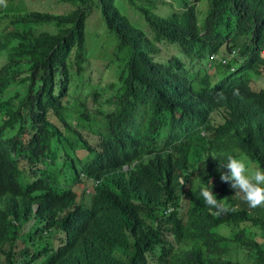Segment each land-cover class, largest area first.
I'll return each mask as SVG.
<instances>
[{"label":"trees","instance_id":"obj_1","mask_svg":"<svg viewBox=\"0 0 264 264\" xmlns=\"http://www.w3.org/2000/svg\"><path fill=\"white\" fill-rule=\"evenodd\" d=\"M65 1L74 3V10L67 14L48 15L43 19L40 13L28 12L16 6L5 9L7 15L0 17V20L5 17L10 19L9 24L13 25L10 32L12 34L0 45V55L7 59L0 72V91H5L4 87L12 80L14 73L20 74L24 71H31L38 87L43 88L42 115L37 126L39 134L27 138L28 142L17 140L10 151L1 144L0 170H19L20 159L25 165L29 163L37 166L39 163H46L48 159H52L54 164L58 157L71 158L79 146V141L74 133L66 134L65 129L76 131L70 122L77 116H87L86 106L88 107L91 96L87 100L79 98L80 100H75L70 105H66L64 99L68 96L72 80L76 85L91 88L98 84L101 91H95V102L99 101V97H105L110 104L120 102L122 105L123 110L117 122L125 132L118 135V138L131 137L129 131H139L143 126L147 134L151 130L150 125L159 124L160 137L169 140L165 151H157L160 155L148 164L138 165L137 172L134 173L144 186L159 190L150 193L159 194L160 201L142 207V211H147V216L154 219L159 215L161 192H171L182 187L178 182L181 174L186 175L189 183L193 182L189 170L184 168L186 161L183 159L193 153L191 144L184 139L191 129L188 125L192 124L187 121L193 119L185 117L178 110L168 112L164 105L152 102L165 92V69L172 64L171 61H162L159 44H178L183 52L190 54L214 37L228 35L237 38L257 25L256 42L264 45V0H173L172 5L180 7L167 16L157 11V0H140L141 3L139 0H129L130 3L138 5L137 9L149 22L153 36L143 28L133 25L117 9L116 0H98L96 4V0ZM146 1L151 4H146ZM200 2H205L202 14ZM94 5L100 9L108 30L115 32L117 37L112 60H116L118 70L112 67L115 63L106 58L103 49L88 51L86 22ZM43 21L49 27L56 24L59 27L58 32L36 33L35 25ZM21 25L24 26L23 32L19 29ZM90 63L97 64V70L108 69L114 81L101 88V84L107 80L98 78L95 81V76L91 77L90 72H86ZM240 74L242 79L249 82L257 79L264 75L263 61L256 56L253 65ZM137 98H144L137 105H149L141 114L143 122L129 116L130 107L136 104L132 101ZM257 100L256 113H264V95H257ZM227 101L233 105L236 103L235 98H227ZM2 110L5 126H14L15 111L9 101L2 103ZM195 110H199L196 105ZM226 130L235 140L225 139V147H239L248 163L254 161L260 169H264V116L255 118L254 128L245 134H241L239 127L233 122L226 126ZM194 136L199 137V132ZM147 137L150 143L158 142L157 137ZM142 141L146 143L145 138ZM116 144L117 141L111 138L104 148L106 150ZM67 163L73 164L70 159ZM90 169L91 164L86 165L87 173ZM31 172L34 174L32 179L23 178L17 185L9 187V190L0 186V264H62L66 252L85 247L84 244L90 242L98 245L96 231L101 226L109 225L111 220L71 228L70 222H64L67 217H62L61 214L70 206H76L77 194L62 183L54 181L53 173L49 175L46 170L41 169H32ZM101 175L105 177L107 185L116 182L113 174L102 172ZM127 176L134 179L131 171L127 172ZM138 180L136 183H139ZM101 185L107 186L104 182ZM229 186L230 182H226L223 185V194L216 196L219 202H222L223 195L230 192ZM33 196L42 205L36 221L24 232L23 225L32 219ZM222 203L228 210L217 214V209L207 206L203 198L195 196L189 202L186 212L180 210L173 216L176 222L180 217L194 222L196 237L192 245L202 253L208 251V258H201L200 264H244L238 259L228 257L234 244L246 249L253 264H264V214L262 218L258 213L262 207L255 208V213H250L246 209L242 211L236 206ZM98 213L109 216L108 213ZM137 213V210L133 212V218L138 217ZM127 215L129 214L122 213L113 224L127 225ZM249 221L261 228V233H256L252 238L248 237L249 228L242 226ZM133 231L138 235L137 240L132 241L125 234H121L119 242L111 246L113 250L118 248L120 256L128 258L105 257L95 263L85 258L75 264H151L150 256L157 258V247L155 242L148 243L145 240L156 239L157 228L141 217L138 227L134 225ZM62 234H66L65 244L56 247L55 242ZM98 239L107 243L114 237L106 235ZM166 260L167 256L156 259L158 264H167Z\"/></svg>","mask_w":264,"mask_h":264},{"label":"clouds","instance_id":"obj_2","mask_svg":"<svg viewBox=\"0 0 264 264\" xmlns=\"http://www.w3.org/2000/svg\"><path fill=\"white\" fill-rule=\"evenodd\" d=\"M60 1L71 4L73 8L64 13L50 9L28 12L40 13L39 15L44 19L48 15H62L74 10L73 2ZM138 2L141 3L140 0ZM165 2V4L172 5L173 0ZM96 3L98 0L94 4ZM146 4H151V2L146 1ZM132 5L138 7V5ZM11 7H16L15 0H0V17L7 15L5 9ZM95 8L94 5L91 13ZM170 8L172 13L175 9ZM137 14L135 18L131 16L134 21L127 15L126 18L133 25L143 28L150 36H153L149 22L139 10ZM0 21H2L0 23L1 45V42L12 34L10 32L13 30V25L9 24L10 19L6 17ZM144 21L147 24H144ZM45 25L48 29L38 30ZM35 26L36 33L45 31L57 33L59 30L56 24L49 27L44 21ZM256 28L257 25H254L248 33L241 34L237 38L228 35L222 38L214 37L190 54L183 52L178 44H159L162 61L164 63L171 61L172 64L165 69L167 80L165 92L154 98L152 102L156 105H164L168 108V112L178 110L185 117L193 119L187 121L192 124L188 125L191 129L184 138L191 144L193 153L183 158L186 161L184 168L189 170L193 182L189 183L186 175L181 174L178 182L182 187H177L171 192L162 193L160 191L162 201L159 205V215L154 219L149 218L147 211H142V207L151 202L160 201L159 194L150 193L159 190L144 186L143 182L134 176V173L137 172L138 165L148 164L160 155L157 151H165L169 140L166 137H160L159 124L150 125L151 130L147 134L143 126L139 131H129L132 134L131 137L118 138V135L125 132L117 122L123 110L120 102L110 104L105 97H99V101L95 102V91L99 89L97 82V86L94 85L91 88L86 85H76L72 80L68 96L64 99L66 105L80 100L79 98L87 100L91 96V101L88 107L86 106L87 116H77L70 122L76 131L65 129L66 134H75L79 141L77 150L71 158H68L73 164L68 165L66 156L62 159L58 157L54 164L52 159H48L46 163H39L37 166L29 163L25 165L20 159L19 170L14 168L6 171L0 170V186L6 190L17 185L23 178L32 179L34 176L32 169L34 171L46 170L49 175L53 173L54 181L62 183L72 192L74 191L78 197L76 206H70L61 214L62 217H67L64 222H70L71 228L111 220L109 225L101 226L100 230L96 231L98 245L90 242L84 244L87 248L80 247L66 252L62 264H75L85 258L94 263L105 257L128 258L120 256L118 248L113 250L111 246L119 242L121 234H125L132 241L137 240L138 235L133 228L134 225L138 227L141 217L157 228V238L145 241L156 243L158 259L167 256L165 262L167 264H200L201 258H208V251L202 253L192 245L196 237L194 222L182 217L178 222L173 220V216L178 211L186 212L189 202L195 196L203 198L207 206L217 209V214L228 210L222 203L224 202L242 211L246 209L250 213H255V208L262 207V210L256 211L263 218L264 169H260L254 161L248 163L247 157L241 154L239 147H233V149L225 147L227 143L225 139H234L227 134L226 126L233 122L239 127L241 134H245L254 128L255 118L264 116V113L257 114L255 111L258 105L257 95H264V75L249 82L242 79L240 74L253 65L256 56L263 61L264 66V45H258L256 42L258 39ZM19 29L23 32L24 26L21 25ZM6 63L7 59L0 55V72ZM223 73L224 76L221 77ZM107 74L109 77L112 76L109 70ZM112 81L114 77L111 81L103 82L101 88ZM38 86L31 71H24L20 74L14 73L12 80L4 87L5 91H0V125L2 126L0 145L6 147L8 151L15 147L17 140L28 142L27 138L39 134L37 126L42 115L43 88ZM227 98H235V105L228 102ZM143 99L133 100L132 102L136 104L130 107L129 113L130 117L142 122L141 114L149 108V105H137L140 103L139 100ZM5 101H9V105L15 111L14 126H5L6 120L2 110V103ZM195 105L199 109L197 112ZM119 127L121 128L118 129ZM196 132H199V137L194 136ZM147 135L157 137L158 142L150 143ZM111 138H114L117 144L105 150L104 146ZM142 138L146 139V143L142 141ZM88 164H91V169L87 173L85 167ZM129 171L132 172L134 179L128 178L127 172ZM102 172L113 174L116 182L107 185L105 177L101 175ZM137 180L139 183H136ZM102 182L107 186H102ZM226 182H230L229 189L231 190L223 195L222 202H219L216 196L223 194V185ZM41 205L40 201L33 196V215L32 219L23 225L24 232L29 230L31 224L36 221ZM136 210L138 217L133 218V212ZM98 212L108 213L109 216L99 215ZM122 213L129 214L126 217L129 223L127 225L113 224V221ZM242 226L249 228L248 237H254L256 233H252V228L256 225L249 221L243 223ZM106 235H112L114 239L107 243L98 239ZM65 241L66 234H62L61 238L55 242V246L62 247ZM233 246L234 249L228 257L242 261V257H245L247 253L246 249L241 245L236 247L234 244ZM157 258L151 255V264H158Z\"/></svg>","mask_w":264,"mask_h":264},{"label":"rangeland","instance_id":"obj_3","mask_svg":"<svg viewBox=\"0 0 264 264\" xmlns=\"http://www.w3.org/2000/svg\"><path fill=\"white\" fill-rule=\"evenodd\" d=\"M15 1H16V6L20 7L19 9L21 8L27 9V11L39 10V9H50L55 12L64 13V12L70 11L73 8L71 4L65 3L60 0H57V1L55 0H15ZM157 1H158L157 11L164 15L171 13L170 7H172L173 9L180 7L179 5L164 4L163 2L164 0H157ZM191 1H194V0H191ZM116 6L123 14L127 15L132 20L133 18L131 16L135 18L138 15L137 8L133 6L132 4H130L129 0H116ZM204 7H205V2H200L199 8H200L201 14H202ZM144 24H147L146 21H144ZM45 29H48V26L45 25V26L38 28V30H45ZM86 38H87L88 51L90 49H93L95 51L97 49H103V52L106 55V58H108L109 61L112 60L114 56L113 51L116 46L117 37L115 36V34L111 33L106 27V24H105V21H104V18H103V15L100 9L95 8L87 19ZM111 63L113 64L115 63L114 68L115 70H118V65L116 63V60L113 59ZM96 65H92L90 63V66L88 70H86V72H90L91 76H95V81L98 78H100L99 80L111 81L113 76H110V77L108 76L107 74L108 69L101 68V70H97ZM97 71L101 74L100 76L97 74ZM223 76H224V73L221 74V77ZM251 165L252 164H250V166ZM252 231H253L252 233H257V234L261 233V229H259L258 226H254L252 228ZM242 258H243L242 261L244 263L253 264L247 253H245V257L243 256Z\"/></svg>","mask_w":264,"mask_h":264}]
</instances>
